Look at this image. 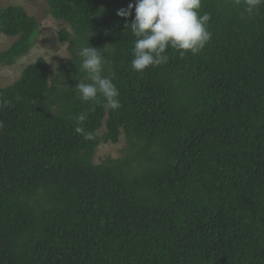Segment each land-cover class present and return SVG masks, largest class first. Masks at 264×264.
Instances as JSON below:
<instances>
[{"label": "trees", "instance_id": "trees-1", "mask_svg": "<svg viewBox=\"0 0 264 264\" xmlns=\"http://www.w3.org/2000/svg\"><path fill=\"white\" fill-rule=\"evenodd\" d=\"M44 1L72 28L60 41L101 51L120 107L78 98V53L56 76L39 57L0 85V264H264V5L201 0L205 48L136 72L135 10L117 15L135 0ZM39 28L22 5L0 9L19 36L0 64ZM123 134V155L95 163Z\"/></svg>", "mask_w": 264, "mask_h": 264}, {"label": "clouds", "instance_id": "clouds-1", "mask_svg": "<svg viewBox=\"0 0 264 264\" xmlns=\"http://www.w3.org/2000/svg\"><path fill=\"white\" fill-rule=\"evenodd\" d=\"M241 0H235L239 4ZM245 11L252 15L258 11L264 0H243ZM201 0H135L128 7L119 9L117 15L127 19L135 17L130 24L131 32L136 40L132 48V69L143 72L149 67H157L166 63L165 55L169 47L177 50L181 56L190 52L193 55L201 52L211 39L207 30L210 14L200 15ZM78 55L82 59L79 72L85 74L84 82L78 78L75 87L78 98L82 102L103 103L105 107L115 110L120 107L119 92L110 76L103 75L106 60L101 51L92 46L82 47ZM103 98L101 101L100 98ZM86 119V114L77 117L79 124ZM75 128L77 134H83L86 140L91 139L90 133H84L82 127ZM2 126V125H0Z\"/></svg>", "mask_w": 264, "mask_h": 264}, {"label": "rangeland", "instance_id": "rangeland-1", "mask_svg": "<svg viewBox=\"0 0 264 264\" xmlns=\"http://www.w3.org/2000/svg\"><path fill=\"white\" fill-rule=\"evenodd\" d=\"M12 4L22 5L31 15L38 18L40 28L33 41L30 52L18 58L12 65L0 64V85L5 87L18 79L23 69L31 63H34L39 57H44L52 75L59 74V69L63 64H67L75 52L70 49V44L60 41L59 31L65 27L69 31L72 28L65 22L55 19L47 13L49 7L44 0H0V9ZM19 38V36H10L0 31V52L9 49ZM105 130L103 127L99 130L101 136ZM127 146L125 134L121 135L120 140L114 142H102L96 148L94 162L100 163L106 157H120L123 155V149Z\"/></svg>", "mask_w": 264, "mask_h": 264}]
</instances>
